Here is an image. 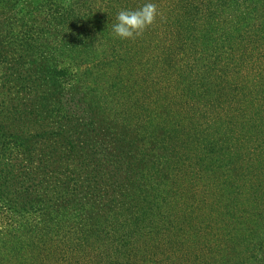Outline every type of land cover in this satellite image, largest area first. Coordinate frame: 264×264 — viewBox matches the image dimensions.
Wrapping results in <instances>:
<instances>
[{
  "label": "trees",
  "instance_id": "1",
  "mask_svg": "<svg viewBox=\"0 0 264 264\" xmlns=\"http://www.w3.org/2000/svg\"><path fill=\"white\" fill-rule=\"evenodd\" d=\"M79 2H31L28 21L15 16L13 33L0 29V264H49L55 251L65 264H80L73 259L81 253L96 264H108L106 257L112 264L134 262L157 232V200L193 175L189 160H224L218 137L186 110L143 103L136 57L119 45L112 26L84 30L93 17H80ZM167 4L179 14L166 23L172 21L163 59L191 51L183 48L188 38L200 43L197 55L207 43L224 48L207 57L218 73L193 70L204 57L192 62L179 104H193L196 91L205 105L234 100L235 83L223 78L264 47V0ZM20 20L27 26L18 28ZM93 20L107 21L96 14ZM99 41L101 55L94 49ZM175 48L182 51L174 54ZM216 79L232 94L224 95ZM258 194L264 200V191ZM240 243L237 248L247 246L233 251L234 264H264L263 229Z\"/></svg>",
  "mask_w": 264,
  "mask_h": 264
},
{
  "label": "rangeland",
  "instance_id": "2",
  "mask_svg": "<svg viewBox=\"0 0 264 264\" xmlns=\"http://www.w3.org/2000/svg\"><path fill=\"white\" fill-rule=\"evenodd\" d=\"M36 1L40 0H0V16L3 17L0 18V29L13 33L11 30H16L18 23V19L14 17L21 16L28 21L30 11L26 8ZM153 2L157 5L158 13L153 24L141 36L120 39L119 44L130 48L132 57H136V72L139 75L143 73L144 82L139 83L143 85L140 97L146 106L167 104L165 107H181L184 113L186 110L202 130L211 131L218 137L223 147L221 152L224 160L223 163H211L206 159L207 156L201 163L196 158L189 160L193 175L184 177L186 180L180 184L179 189L165 194L164 200H157L156 205L160 206L161 211L156 212L157 232L149 237V247L138 251L143 254L136 261L123 264H234L233 251L238 253L247 246L237 248L240 241L252 242L256 230H264V200L258 194L264 191V47L256 46L249 62L229 70L232 74L228 75V80L223 78L226 83H235L234 100H224L217 105L214 101L205 105L203 101L196 100L199 95L196 91L195 99L190 100L193 104L180 105L181 101L177 98L183 86L188 84L187 77L206 66L211 73H218L216 66L207 64L210 60L207 57H216L217 51L221 53L224 48L209 47L207 43L199 47L203 56L197 55L195 49L200 43H194L188 38L189 41H185L183 48L189 47L191 51L178 54L175 60L174 55L171 61L163 59V53L169 52L170 45L166 43V37L168 41L171 22L175 21L179 11L173 4H167L169 0ZM79 3L80 17L90 14L94 19L96 14L101 19H107L97 24L96 20L87 17L84 30L90 32H107L112 23L116 22V15L120 10L128 7L131 8L129 10L139 8L138 0H112V5L110 0H80ZM170 19L172 21L167 25ZM19 22L22 26L18 28L27 26L23 20ZM96 46H100L94 49L101 55L104 42L100 44L99 41ZM180 51L182 50L178 48L173 49L174 54ZM203 57L198 66L194 67L192 62ZM190 66L195 70L190 69ZM223 80L211 81L223 88L224 95L232 94ZM187 128H192L189 123ZM199 149L202 147L197 151ZM145 224L142 225V231L146 234L149 229ZM147 240L138 241L141 245L148 242ZM250 249H253L252 246ZM49 256V264L66 262L57 260L60 255L56 251ZM110 258L106 257V263L112 264ZM75 259L82 261L80 264H96L97 260L91 262L83 253L76 255L73 260ZM42 261L47 264L46 259ZM98 262L105 263L104 260Z\"/></svg>",
  "mask_w": 264,
  "mask_h": 264
},
{
  "label": "clouds",
  "instance_id": "3",
  "mask_svg": "<svg viewBox=\"0 0 264 264\" xmlns=\"http://www.w3.org/2000/svg\"><path fill=\"white\" fill-rule=\"evenodd\" d=\"M157 14V5L153 0H145L135 10L122 9L116 15V22L112 24V33L122 40L135 39L153 24Z\"/></svg>",
  "mask_w": 264,
  "mask_h": 264
}]
</instances>
